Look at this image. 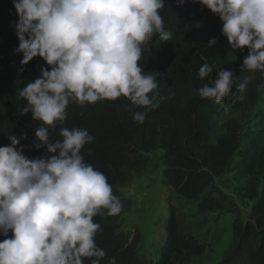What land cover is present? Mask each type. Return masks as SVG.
Returning a JSON list of instances; mask_svg holds the SVG:
<instances>
[{"label":"clouds","instance_id":"1","mask_svg":"<svg viewBox=\"0 0 264 264\" xmlns=\"http://www.w3.org/2000/svg\"><path fill=\"white\" fill-rule=\"evenodd\" d=\"M185 0H180L183 4ZM223 22L222 34L232 51L249 49L240 71L264 73V0H194ZM18 13L17 54L22 66L36 57L41 75L19 91L41 121L33 146L44 157L29 159L21 139L8 135L0 147V264H101L106 253L95 237L102 231L97 215L116 216L123 209L107 177L81 154L94 137L86 129L62 127L63 138L50 142L49 128L63 124L70 102L85 107L103 100L127 98L134 121L143 124L159 108L158 72H146L144 52L154 36L171 41L160 12L165 0H13ZM216 38L209 41L214 45ZM205 62L199 78L210 77ZM235 72L220 69L198 90L201 98L223 104L234 87L244 91L253 76L236 84ZM151 94V95H150ZM227 110V106H225ZM83 114V113H81ZM12 236L9 238V233ZM111 264H115L112 258Z\"/></svg>","mask_w":264,"mask_h":264},{"label":"trees","instance_id":"2","mask_svg":"<svg viewBox=\"0 0 264 264\" xmlns=\"http://www.w3.org/2000/svg\"><path fill=\"white\" fill-rule=\"evenodd\" d=\"M160 14L172 40L165 42L154 36L149 45L151 52L145 51L147 60L142 61L146 72L159 73V108L148 111L140 124L133 120L132 111L146 109L133 106L130 110L131 102L125 97L85 107L70 102L66 121L49 128V139L50 142L62 140L59 135L62 127L86 129L94 141L86 144L81 154L86 163L107 177L123 207L129 206L130 200L119 193L118 187L131 181L129 172L145 170L152 152L160 148L167 164L163 175L165 186L172 188L177 198L195 202L201 213L220 210L225 197L215 181L239 155L241 142L238 133L229 130L213 143L212 123L223 112L248 113L258 108L264 98V73L240 71L249 49L232 51L222 34V20L200 3L165 0ZM17 23L13 0H0V147L10 145L9 134L20 138L26 132L27 139H21L24 155L35 159L46 153V148L33 146L35 129L42 122L33 120L31 112L22 114L27 102L19 96V91L41 75V66L49 70L51 66L40 57L27 65L20 64L23 54L16 52L20 43ZM213 38L216 43L210 46ZM205 62L213 71L210 77L200 79L199 69ZM222 68L235 72L237 85L246 76L253 79L244 91L234 87L223 104L201 98L199 88L211 83ZM255 124L258 135L249 134L255 148L245 155L246 170L255 180L242 190L244 199L254 203L252 221L246 225L230 257L217 264H264V180H256L258 175L264 176L263 110L257 114ZM117 221L118 215L108 216L106 210L105 215L93 218L102 229L95 237L98 247L106 253L101 264H111L112 258L115 264H188L207 251L206 244L181 231L174 211L170 210L158 255L143 260L137 252L139 238L120 232ZM4 239L0 234V242ZM91 259L95 258H84V264H91Z\"/></svg>","mask_w":264,"mask_h":264},{"label":"rangeland","instance_id":"3","mask_svg":"<svg viewBox=\"0 0 264 264\" xmlns=\"http://www.w3.org/2000/svg\"><path fill=\"white\" fill-rule=\"evenodd\" d=\"M262 110L264 111V98L258 108L248 113L227 111L213 120V143L229 130L236 131L241 142L239 155L215 181V186L225 197L220 210L201 213L195 202L177 198L174 190L165 186L163 175L167 164L160 148L152 152L145 170L129 172L131 181L119 186L118 191L130 200V205L123 207L117 224L120 232L139 238L138 256L141 259L155 258L160 251L170 210L174 211L182 232L207 245L206 253L188 264H216L230 257L246 225L252 221L251 211L254 205L250 200L244 199L242 190L255 179L246 170L245 155L254 151L253 137L249 138V134L258 135L255 119ZM256 180L263 181L264 176L260 174Z\"/></svg>","mask_w":264,"mask_h":264},{"label":"crops","instance_id":"4","mask_svg":"<svg viewBox=\"0 0 264 264\" xmlns=\"http://www.w3.org/2000/svg\"><path fill=\"white\" fill-rule=\"evenodd\" d=\"M252 203V205H254V203L253 202H251ZM164 234H165V231H164ZM137 252H138V249H137ZM158 254V253H157ZM157 254H156V256H157ZM139 255V254H138ZM148 260V259H147ZM221 262V261H220ZM219 263V262H218ZM217 264V263H216Z\"/></svg>","mask_w":264,"mask_h":264}]
</instances>
